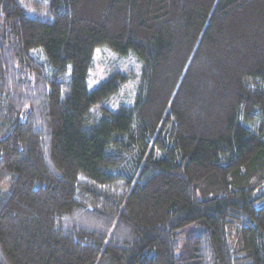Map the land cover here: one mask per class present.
Listing matches in <instances>:
<instances>
[{
  "label": "trees",
  "instance_id": "1",
  "mask_svg": "<svg viewBox=\"0 0 264 264\" xmlns=\"http://www.w3.org/2000/svg\"><path fill=\"white\" fill-rule=\"evenodd\" d=\"M46 7L0 0V264H264V0Z\"/></svg>",
  "mask_w": 264,
  "mask_h": 264
},
{
  "label": "rangeland",
  "instance_id": "2",
  "mask_svg": "<svg viewBox=\"0 0 264 264\" xmlns=\"http://www.w3.org/2000/svg\"><path fill=\"white\" fill-rule=\"evenodd\" d=\"M48 0H21L29 15L46 17ZM144 62L135 52L122 54L109 45L98 46L94 55V66L89 74V88L97 87L120 72L128 76L121 88L108 96L102 104L117 110L121 105L133 104L143 79ZM8 187L7 183H0V190Z\"/></svg>",
  "mask_w": 264,
  "mask_h": 264
}]
</instances>
